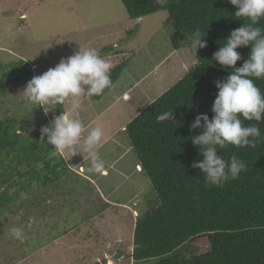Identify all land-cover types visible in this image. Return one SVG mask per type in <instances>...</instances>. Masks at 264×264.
I'll list each match as a JSON object with an SVG mask.
<instances>
[{
    "label": "rangeland",
    "instance_id": "1",
    "mask_svg": "<svg viewBox=\"0 0 264 264\" xmlns=\"http://www.w3.org/2000/svg\"><path fill=\"white\" fill-rule=\"evenodd\" d=\"M191 38L167 12L130 19L121 0H0V62L5 68L0 80L9 84L13 73L20 78L0 94V123L7 124L11 137L21 134L10 139L14 145L17 142L16 150L0 153V264H97L116 253L107 264H137L131 249L137 214L106 212L108 207H103L97 187L91 184L96 185L100 172L88 171L87 153H78L72 160L67 150L69 155L59 154L74 174L54 177L52 170L62 159L50 155L54 146L41 142L40 129L57 116L56 105L45 113L22 92L34 76L80 48L96 49L113 68L124 65L115 88L101 99L81 97V108L74 113L86 129H103L97 151L106 166L129 140L122 125L198 63ZM109 47L113 53L107 51ZM130 87V101L114 99ZM114 102L111 111L99 116V109ZM70 107L66 100L64 111ZM84 158L82 172L78 161ZM143 182L138 201L147 212L157 199L151 183ZM15 227L23 229V241L11 234ZM61 243L66 247L59 248ZM203 250L202 243L190 241L177 254L190 262Z\"/></svg>",
    "mask_w": 264,
    "mask_h": 264
},
{
    "label": "trees",
    "instance_id": "2",
    "mask_svg": "<svg viewBox=\"0 0 264 264\" xmlns=\"http://www.w3.org/2000/svg\"><path fill=\"white\" fill-rule=\"evenodd\" d=\"M121 2L130 19L167 12L172 22L191 34L199 28L207 43L206 47L197 49L198 63L126 127L141 173L151 181L158 199V205L151 211L140 212L132 258L137 264H264V119L244 121L245 125L260 128L261 137L255 146L229 144L218 150L226 160L236 155L245 162L246 171L237 179L219 187L210 186L202 171L191 167L194 160H203L191 139L201 135L203 128L190 130L191 125L200 114L212 118V105L218 93L215 82L226 79L234 71L213 60V54L226 43L232 30L250 21L235 16L238 9L229 0ZM257 26L264 28V19ZM107 51H111L110 47ZM237 51L242 59L235 67H240L248 59L251 45ZM123 67L112 69L111 87L94 98L101 99L110 91ZM4 69L0 62V72ZM253 79L264 92V78ZM19 80L14 73L9 84L0 80V94ZM55 109L57 116L60 115L63 104H56ZM168 111L173 112L174 120L157 119ZM6 125L0 123V153L8 155L14 147L18 148L17 142L14 145L10 139L21 134L11 137ZM61 159L52 170L55 178H62L69 170ZM105 168L108 170L107 165ZM190 241L202 243L204 250L189 262L182 260L177 250Z\"/></svg>",
    "mask_w": 264,
    "mask_h": 264
},
{
    "label": "clouds",
    "instance_id": "3",
    "mask_svg": "<svg viewBox=\"0 0 264 264\" xmlns=\"http://www.w3.org/2000/svg\"><path fill=\"white\" fill-rule=\"evenodd\" d=\"M160 2L164 3L166 0ZM229 2L238 9L235 16L247 18L250 22L232 30L226 43L213 54V60L234 71L226 79L215 82L218 93L212 105V118L209 119L207 114H200L190 128H203L201 135L191 138L193 145L200 149L203 160H194L191 167L202 171L208 185L217 187L237 179L246 171L243 160L236 155L226 160L218 154V150L229 144L237 147L255 146L256 140L261 137L260 128L254 124L245 125L244 121L264 119V92L253 79L264 78V28L257 26L264 19V0ZM204 36L199 28L193 30L190 47L195 54L197 49L207 46ZM249 45L251 51L248 59L242 66L235 67L237 61L242 59L237 49ZM112 68L113 64L96 49L80 48L73 55L61 58L54 68L34 76L26 84L22 95L29 102L43 107L45 113L50 108L54 109L56 104H63L66 100L70 102L69 110L62 111L50 125L40 129L41 142L54 146L51 156H57L66 150L72 156L87 153L90 157L88 171H103L104 161L97 148L104 131L100 126L86 129L82 119L74 113L81 108V97L98 96L111 87ZM157 119L174 120V115L168 111ZM11 234L21 241L24 239L21 227L12 228Z\"/></svg>",
    "mask_w": 264,
    "mask_h": 264
},
{
    "label": "crops",
    "instance_id": "4",
    "mask_svg": "<svg viewBox=\"0 0 264 264\" xmlns=\"http://www.w3.org/2000/svg\"><path fill=\"white\" fill-rule=\"evenodd\" d=\"M192 61H193V58H192ZM179 73H180V70H179ZM141 80L142 79H140L138 81V83H140ZM116 82L114 83L112 88L116 87ZM131 89H133V88L130 87L129 89L124 90V92H122V93L120 92L121 95H116L117 98H114V99H117L118 101H122V100H129L130 101L131 100V96H130V90ZM164 93H161V94L163 95ZM125 97H127V99H125ZM115 104H116V102L112 103L111 105H108L104 110L99 109L98 113L101 114L99 116L104 115V114H102V112L104 113L106 111H111V108ZM93 120H94V118L91 121H93ZM131 121H126L124 123V125H122V130L125 131L127 125ZM120 148L122 149L120 155L116 159L109 160V162L107 163L108 170L105 168L102 172L99 173V178H96V181L93 179L95 181L96 185H94L92 183L93 181L91 182V184L93 185L94 189H95V187H97L98 191L96 189H95V191L97 192L96 193L97 197H98L99 201L102 202L103 207H106L107 204L109 205L108 210L106 212H112L113 214H116V212H119V214H120V213H123L127 210L129 213L136 212L137 216H139L140 212H143L141 210V205L143 202L140 203L138 201V198L142 197V195H143L142 194L143 193L142 184L145 183V182H143V179H145L149 183H151V181L149 180V178L146 175H144V173H141L142 168L139 166L138 160L132 151L130 141L128 140L127 144L121 145ZM65 152L67 155H69L67 151H65ZM69 156L71 157V160L74 159V157H75V155H73V156L69 155ZM85 159L86 158L78 161V166H80V169L82 172H85L86 164L82 163V162H84ZM64 161H65V159H64ZM65 164L67 165L66 161H65ZM68 173H71L73 175L74 171H72L69 168V170L66 171V174H64V176L68 175ZM84 174H82V175H84ZM89 178H91V177L89 176ZM105 196L108 199H105ZM155 198L157 199V195L155 196ZM57 200L58 199H56V201ZM157 205H158V199L156 200V205L154 207H156ZM131 206H134V208H136V209L133 210V207H131ZM117 208H119V209H117ZM152 209H150L149 211H151ZM136 220L138 221V219H136ZM137 221L134 224L135 226L137 224ZM132 241L134 243V234H133ZM63 246H64V248L66 247L65 245H63L61 243L59 245V248H61ZM131 249H134V245Z\"/></svg>",
    "mask_w": 264,
    "mask_h": 264
},
{
    "label": "water",
    "instance_id": "5",
    "mask_svg": "<svg viewBox=\"0 0 264 264\" xmlns=\"http://www.w3.org/2000/svg\"><path fill=\"white\" fill-rule=\"evenodd\" d=\"M117 254H118V253H116V254H114V255H111L107 260L101 261V262H99V263H97V264H107L108 260H109V259H113L115 256H117Z\"/></svg>",
    "mask_w": 264,
    "mask_h": 264
}]
</instances>
